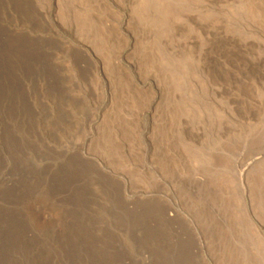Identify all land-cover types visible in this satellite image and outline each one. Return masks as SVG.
I'll use <instances>...</instances> for the list:
<instances>
[{
  "label": "rangeland",
  "instance_id": "obj_1",
  "mask_svg": "<svg viewBox=\"0 0 264 264\" xmlns=\"http://www.w3.org/2000/svg\"><path fill=\"white\" fill-rule=\"evenodd\" d=\"M0 264H264V0H0Z\"/></svg>",
  "mask_w": 264,
  "mask_h": 264
},
{
  "label": "bare ground",
  "instance_id": "obj_2",
  "mask_svg": "<svg viewBox=\"0 0 264 264\" xmlns=\"http://www.w3.org/2000/svg\"><path fill=\"white\" fill-rule=\"evenodd\" d=\"M262 157H263V156H257V157H255V158L252 160V164L260 162V161L262 160Z\"/></svg>",
  "mask_w": 264,
  "mask_h": 264
}]
</instances>
